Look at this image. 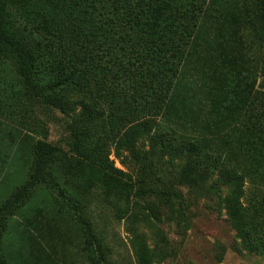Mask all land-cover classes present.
<instances>
[{"label":"trees","instance_id":"obj_1","mask_svg":"<svg viewBox=\"0 0 264 264\" xmlns=\"http://www.w3.org/2000/svg\"><path fill=\"white\" fill-rule=\"evenodd\" d=\"M209 17L215 25L206 22ZM230 20L248 23L262 52L229 79L227 59L206 51L231 40ZM200 45L206 52L198 59L200 69L207 67V79L214 83L204 101L211 115L221 120L239 116L252 95L249 110L241 114L250 126L241 134L248 144L242 152L245 170L229 157L223 159L221 151L214 152L201 130L208 128L212 134L211 125L199 121L195 108L189 107L196 81L183 82L182 76L195 68L192 59ZM5 60L13 64L17 80L9 84L17 88L16 96L6 90L5 99L19 100V107L45 122L54 123L56 112L71 120L66 124V149L45 141L31 144L33 169L26 186L0 207V264H7L1 236L10 210L22 205L29 188L52 181L49 169L56 162L59 174L83 193L99 186L102 201L124 211L117 203L130 201L135 184L110 155L126 167L130 156L141 163L140 182H146L152 166L136 145L153 131L167 152L185 157L179 176L184 185L199 188L208 179L202 163L218 172L230 188L225 208L241 243L264 253V195L244 201L249 175L264 182V0H8L0 10V61ZM177 127L203 133L183 134ZM145 193L143 187L136 192ZM157 195L168 200L166 191ZM78 222L88 263L104 264L108 246L90 221ZM131 243L136 263L152 264L144 237L135 232Z\"/></svg>","mask_w":264,"mask_h":264},{"label":"rangeland","instance_id":"obj_2","mask_svg":"<svg viewBox=\"0 0 264 264\" xmlns=\"http://www.w3.org/2000/svg\"><path fill=\"white\" fill-rule=\"evenodd\" d=\"M7 6L8 0H0V10ZM206 22L215 25L212 17ZM228 23L231 40L222 42V46L214 44L206 52L210 55L220 53L227 59L230 79L234 78L231 74L239 76L253 64L261 55L262 47L248 23L235 20ZM205 31L210 34L212 29L207 27ZM204 49V45L198 47L192 59L195 68H188L182 76L183 82L196 81L192 91L196 96L191 95L189 107L195 108L199 121L211 125L212 134L208 128L201 130L214 152L221 151L223 159L229 157L245 170L248 164L242 152L248 144L245 135L241 134L250 126L244 124L247 119L244 120L241 114L244 109L249 110L252 95L241 105L240 118L233 116L221 120L211 115L210 105L204 101L214 83L207 79V67L206 72L201 71L198 60L206 55ZM224 77L220 79L226 86ZM16 81L13 64L8 60L0 61V207L16 195L20 187L26 186L33 169L31 144L45 141L66 149V124L71 120V117L56 112L54 123L45 122L32 110L19 107V100L5 99L6 90L8 96H16L17 88L13 90L9 86L16 85ZM259 105L254 106L256 112ZM176 129L183 134L201 136L203 133L198 129ZM215 131L217 133L213 134ZM155 135L153 131L136 145L141 158L152 166L144 183L140 182L141 163L130 156V164L126 167L112 153L110 155L115 167L129 173L135 184L130 201L117 203L123 208L122 212L102 201L99 186L83 193L77 184L59 174V162L50 166L52 181L29 188L22 205L8 214V227L1 236L6 263L89 264L82 251L83 237L79 230L78 220L83 218L92 223L109 248L104 264H137L131 243L135 232L146 240L152 264H264V253L249 251L241 243L225 208L230 188L220 180L218 172L202 163L201 169L209 175L208 179L199 188L184 185L179 176L185 157L167 152ZM69 157L75 161L73 156ZM246 181V203L255 196L264 195V182L260 176L249 175ZM139 187L146 189V193L137 195ZM158 191H166L168 200L159 198ZM150 208L156 212L152 213Z\"/></svg>","mask_w":264,"mask_h":264}]
</instances>
